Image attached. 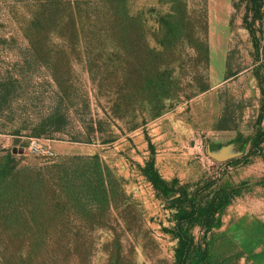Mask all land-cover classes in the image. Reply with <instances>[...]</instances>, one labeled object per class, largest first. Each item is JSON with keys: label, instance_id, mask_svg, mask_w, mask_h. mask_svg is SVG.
I'll use <instances>...</instances> for the list:
<instances>
[{"label": "rangeland", "instance_id": "obj_1", "mask_svg": "<svg viewBox=\"0 0 264 264\" xmlns=\"http://www.w3.org/2000/svg\"><path fill=\"white\" fill-rule=\"evenodd\" d=\"M0 264H264V0H0Z\"/></svg>", "mask_w": 264, "mask_h": 264}]
</instances>
